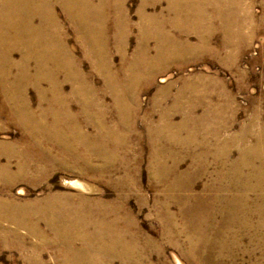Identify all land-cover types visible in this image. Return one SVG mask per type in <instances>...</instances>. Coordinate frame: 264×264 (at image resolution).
<instances>
[{
	"label": "bare ground",
	"instance_id": "bare-ground-1",
	"mask_svg": "<svg viewBox=\"0 0 264 264\" xmlns=\"http://www.w3.org/2000/svg\"><path fill=\"white\" fill-rule=\"evenodd\" d=\"M160 1L140 0L137 9L138 21L135 23L139 36L133 54L128 57L127 44L133 24L126 8L127 0H0V117L3 113L11 115L22 127L26 137L21 148L23 156L20 155L23 159L17 163L15 172L10 169L9 163L2 165L0 162V179L4 183L14 186L21 181L33 183L40 181L38 178H47L45 164L48 161L50 165L66 166L71 172L80 171L82 175L88 176L94 172L101 178L110 160L108 155H113L115 148L123 145L126 140L122 137L129 135L128 131L135 130L133 126L136 118L131 123L129 118L137 117L140 110L138 104L132 106V89L140 80H154L155 74L164 68V64L180 60L188 54L213 53L214 49L209 42L216 29L222 33L225 47L250 38L256 30L253 29L255 17L241 0H166V8L158 7ZM59 3L80 33L83 56L89 59L91 68L102 77L104 86L113 96L117 113L113 122L108 123V112L105 109L108 106L103 108L98 90L92 85L90 77L64 47L62 31L55 13V5ZM149 7L152 11H148ZM110 16L113 36L117 40V51L122 59L124 76L121 78L119 72L116 73L108 46ZM248 26L249 33L246 31ZM57 30L59 34L61 32L60 44L54 36ZM190 34L198 37V44L190 43ZM16 52L20 55L18 61L13 58ZM61 75L63 81L58 79ZM67 82L72 84V88L65 93L64 84ZM44 83L47 87H43ZM29 86L38 93L36 108L28 97ZM184 88L190 89L194 95L186 97L185 91L178 94L174 112L183 113L185 118L182 123L166 121V113L161 114L162 121L158 125L151 126L147 123L148 139L153 147V177L162 184L167 182L170 191H178L183 195L177 196L181 204H184L180 212L186 221L182 230L175 228V231L170 232L162 221L163 232L166 235H186L191 249L183 254L188 258H197L202 264H225L223 259L226 256L231 259V256L236 255L241 242L239 233L253 229L255 237L251 241L255 244V249L261 247V257L257 260L250 252L253 255L252 264H264V124L258 123L256 131H253L256 134L254 144H247V136L252 134L249 132L258 122L257 114L243 127L238 139L231 136L232 138L221 140L220 131L227 126V120L218 118L213 124L217 109L205 108L203 116L191 118L195 116L193 113L198 105L210 103L211 89L200 90L189 84L184 85ZM72 101L78 103L79 109L76 113L72 111ZM206 101L207 103H203ZM149 118L150 116L146 117L147 122ZM87 125L93 127L94 134L83 130V126ZM179 130L188 131L190 136L202 135V142L207 139L222 141L221 149L218 147L213 157L221 165L232 166V171L227 174L230 183L222 182L226 178L224 171L217 176L219 183L213 186L209 182L210 187L207 188L214 193L207 204L203 202L191 208L192 199L188 196V192L194 188L192 180L207 174V164L201 162L191 179L186 177L185 184H182L185 174L177 171L180 159L173 158L172 153L157 146L161 141L176 137ZM120 131H123L122 137L119 136L122 133ZM236 142L241 153L236 161L231 162V145L228 143L236 145ZM4 148L5 145L0 144V154ZM33 148L35 152H39V160L30 154ZM53 149L61 152V163H57V158L53 156L49 159L48 155H52ZM79 150H84L85 154L78 155ZM67 153L72 154L69 163L66 159ZM212 154L210 151L198 154L197 159L204 160V157ZM169 158L173 160L171 167L167 163ZM95 160L104 163L99 167L94 163ZM40 161L44 162L43 166ZM124 163H128V160L125 159ZM74 184L85 188L82 183ZM226 192L231 194L228 193V196ZM251 193L256 194V197L253 198ZM164 208L161 204V213ZM112 211L114 210L111 206L103 205L100 200L86 194L55 195L45 201L37 200L26 204L0 200V235L17 236L21 243L16 245L21 247L26 240L19 235L17 229L24 228L38 239L33 247L51 245L53 249L63 248L66 258L64 264H96L95 260L101 264H114L115 260L122 264H153L150 252L152 249L161 251L160 247L157 248L154 240L149 238L141 246L137 232L130 234V221L124 224V227L129 228L128 231L124 228L116 229L118 221L106 219L107 214L113 213ZM218 213L225 215L220 224L215 222L216 219H210V216ZM161 215H165L169 221L172 214L164 212ZM3 221L11 222L18 228L5 227L2 225ZM39 222L44 223L48 232L40 227ZM94 245L96 253L92 254ZM210 251L215 252V255L211 256ZM207 255L210 257L206 258ZM32 260L30 258L29 264H34ZM35 261L41 263L39 258Z\"/></svg>",
	"mask_w": 264,
	"mask_h": 264
},
{
	"label": "rangeland",
	"instance_id": "rangeland-1",
	"mask_svg": "<svg viewBox=\"0 0 264 264\" xmlns=\"http://www.w3.org/2000/svg\"><path fill=\"white\" fill-rule=\"evenodd\" d=\"M241 2L250 9V12L255 17L253 29L256 30H254V34L250 38H246L242 41L240 40L239 42L237 41L225 47L223 46V35L216 29L217 31L214 30L212 32L209 42V45L214 49L213 51H216L215 53L195 52L188 54L189 56L186 55L180 60L168 62L163 65L164 68L157 71L154 80H150L149 78L142 79L140 80L141 82L139 81L140 83L134 86L132 89V106L138 104V110H140L138 111L137 117L132 116L129 118V122L131 123L133 119L136 118L133 126L135 130L133 132L132 130L128 131L130 136L125 135L126 137L123 136V131H120V133H122L119 136H123L122 138L126 141L118 149L115 148L116 152L113 155H108L110 160H108V164L105 166L101 178L94 172L88 176L82 175L80 171L71 172L67 170L66 166H64V168L55 164L50 165V161H48L45 164L47 166L45 168L48 171V177L38 178L40 180L38 182L21 181L11 186L0 179V200H12L19 204H26L33 203L37 200L45 201L48 197L55 195L86 194L91 198L100 200L103 205L106 204L109 207L111 206L114 211H112L113 213L107 214L108 216L106 219L109 221H118L116 229L124 228L128 231L130 228V234L136 231L141 246L148 238L154 240L157 248L160 247L161 251L152 249L150 252V259L153 264H202L199 259L188 258V256L183 254L184 251H189L191 249L187 243L185 234L178 235L173 233L166 235V233L163 232L162 221L167 225L168 229H170V232L175 231V228L178 230L183 228L186 222L180 213L183 208V203L181 204V201H179L177 197L183 195L178 191H170L171 188H167V182L162 184L160 180L153 177L151 168L153 147L150 144V139H148L147 123H150L151 126L158 125L162 121L161 114L163 113H166L164 118L166 121H170L173 124L182 123L185 117L181 112H174V107L180 92L185 91L186 97L194 95L190 89L184 88V85L186 86L189 84L200 90L203 88H210L212 93L210 103L208 102V104L206 101L203 103L207 104L198 105L195 109L196 111L193 113L195 116L191 118H200L209 107H213L215 110L217 109L220 113L216 111L213 124L216 123L218 118H224L225 121L227 120V126L220 131V139L222 140L231 136L238 139L243 127L250 123L252 117L257 114L258 122L255 124L256 126L254 125L255 128L252 127V130H250L249 133L252 134H248L247 144H254V142H256V134L253 131H256L259 125L258 123L264 124V0H241ZM139 3L140 0H127L126 2V8L133 24L132 33L129 35L127 44L128 57L133 54L139 36L136 26ZM166 6V0H161L158 4V7L166 8ZM150 10L152 11V8L149 7L148 11ZM55 13L62 31L64 47L68 50V54H71L74 60L78 64H81V68L84 70L83 72L90 77L92 85L98 90L103 108L104 106L109 107L105 108L108 112V123L115 121L117 113L113 105V96L104 86L102 77L91 68L92 64L89 59L83 56L84 48L80 41V33L77 31L75 25H73V22L67 18L60 3L55 5ZM108 20V46L113 64L117 69L116 73L118 74L119 72L118 75L121 78L124 76V72L122 71V59L117 51V40L113 36L111 16L108 17ZM249 27L250 26L246 28L247 33H249ZM54 36L60 44L59 39L61 32L59 34L58 30L55 31ZM188 40L193 45L199 42L195 34H190ZM118 42L120 43L119 39ZM235 48L238 50L236 51ZM13 58L18 61L20 58L19 52L14 53ZM14 71L15 70H13L12 76H14ZM58 79L63 81V76H59ZM151 81L152 83H150ZM43 87H47V84L44 83ZM70 88H72L71 83L67 82L64 84L65 93H68L69 90H71ZM28 97L33 103V107L36 108L38 105V93L32 86H29ZM1 101L2 93H0V104ZM71 104L72 111L76 113L79 109L77 101H72ZM147 116H150L148 122L146 119ZM209 120L211 121V119ZM80 121L84 122L83 118H80ZM83 130L87 133L89 132V134L95 133L91 125L83 126ZM188 133L189 132L186 130H179L176 137L167 139L164 142L161 141L157 146L159 148H164L166 152L169 151L170 154L172 153L173 158L180 159L177 165L178 168H176L178 169V173L185 174L184 179H182V184H185L186 177L187 179H191V175L200 167V164H207H205L208 168L207 174L200 179L192 180V188L193 185L194 188L188 192L189 198L192 199V208L195 204L199 206V203L204 202L207 204L209 202L208 200L214 192L212 190L209 191L207 187H210L209 182L213 186L219 183L220 179L217 180V176L221 174L220 172L224 171L226 173L225 181L223 180L222 182H226V184L230 183L231 180L227 174L232 171V166L231 164L221 165L220 161L213 157L214 152L219 148L221 149L222 141L219 139H207L202 142V135L190 136V133ZM25 138L22 127L11 118V115L3 113L0 117V144L5 145L6 148L1 151L0 162L2 165L9 163L10 169L13 172L17 170V163L23 159L21 148L25 142ZM228 144L231 145L230 161H236L240 157L241 148L237 142L236 145H232V143ZM27 148H29V146H27ZM209 151L213 152L211 156L204 157V160L200 161L197 159L198 154ZM6 152L7 154H5ZM30 154L38 159L39 152L37 150L35 152L34 148L31 149ZM77 154H80V156L84 155L85 151L79 150ZM8 155L11 156L12 159H9ZM60 155L61 152L53 149L52 155L48 156L49 159L50 156L57 158V163H59L61 161ZM67 155L65 156L68 157H66V159H68L69 163L72 154L67 153ZM74 159L75 158H73V160ZM125 159L128 160V163H124ZM172 161L171 158L168 159V166L171 167V164H173ZM40 162L43 166L44 162ZM94 163L101 167L104 162L95 160ZM77 182L82 183L86 189L74 184ZM228 193L231 194V192H226V194ZM251 196L254 198L256 194L251 193ZM161 204L165 206L164 212L172 214L170 215L171 218L169 221L166 220L165 215H161L164 213H161ZM69 205H71V202ZM217 215L210 216V219H216L217 221L215 222L218 223L225 219L224 214L218 213ZM128 221L131 223H129L130 226L128 225L129 228L127 229L124 227V224H127ZM2 225L12 229L18 228L8 221H3ZM39 225L42 229L44 228L43 230L48 232L43 222H39ZM251 230L247 232L238 231L240 232V237L238 238L241 242L235 253L236 255L233 257L230 254L231 259L226 256L225 259H223L225 264H232L231 262L235 264H252L253 255L251 256V254H249L250 252L255 255L257 260H260L261 247L255 249V244L251 241V238L255 237V231H253V229ZM17 231L19 235L26 240L25 245L23 244L24 246L21 247L16 245L17 243H21L17 236L9 235L4 237L0 235V264H29L30 258H33L32 261H34V264H64L66 261L63 248L53 249L51 245L33 247L34 243L38 242L37 237L30 235L27 230L21 227L18 228ZM252 248L255 249V251H253ZM91 253H96V245L93 246ZM210 255H215V252L210 251ZM210 255H207L206 258H209ZM36 258H39L41 263L35 261ZM255 258L254 261H256ZM220 259L222 261V258H219V260ZM94 262L96 264H101L98 260ZM213 263L214 262H209V264ZM114 264L122 263L115 260Z\"/></svg>",
	"mask_w": 264,
	"mask_h": 264
}]
</instances>
